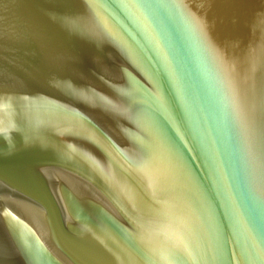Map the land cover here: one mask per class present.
<instances>
[{"label": "water", "instance_id": "water-1", "mask_svg": "<svg viewBox=\"0 0 264 264\" xmlns=\"http://www.w3.org/2000/svg\"><path fill=\"white\" fill-rule=\"evenodd\" d=\"M0 264H264V0H0Z\"/></svg>", "mask_w": 264, "mask_h": 264}]
</instances>
